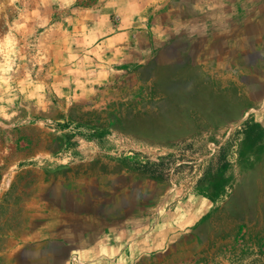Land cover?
I'll return each mask as SVG.
<instances>
[{
    "label": "rangeland",
    "instance_id": "obj_1",
    "mask_svg": "<svg viewBox=\"0 0 264 264\" xmlns=\"http://www.w3.org/2000/svg\"><path fill=\"white\" fill-rule=\"evenodd\" d=\"M254 20L264 0H0V264H264Z\"/></svg>",
    "mask_w": 264,
    "mask_h": 264
},
{
    "label": "crops",
    "instance_id": "obj_2",
    "mask_svg": "<svg viewBox=\"0 0 264 264\" xmlns=\"http://www.w3.org/2000/svg\"><path fill=\"white\" fill-rule=\"evenodd\" d=\"M249 26H251L252 27V29H255V27H257V26H264V24H257V23H255V20L253 21V24H251V25H249ZM252 33H254V31H252ZM242 36H243V34H242ZM113 40H116V38H114V37H111L110 39H109V42H112ZM255 49H253V51H254ZM255 56V55H254ZM257 57H259L258 55H257ZM66 244H67V249H73L74 250V252H80V251H85L86 249L85 248H83V246L81 245V243H79L77 240H74V239H72V238H67L65 241H64ZM90 244V243H89ZM91 246L93 245V244H90ZM66 246V245H65ZM96 247H101V245L100 244H97V245H95L94 247H93V250L95 251V250H97L96 249ZM115 250L116 248H115V246H113V244H106L105 246H104V250ZM89 250V249H88ZM77 257V256H76ZM76 259H78V257L76 258ZM77 264H79V262L77 261Z\"/></svg>",
    "mask_w": 264,
    "mask_h": 264
}]
</instances>
